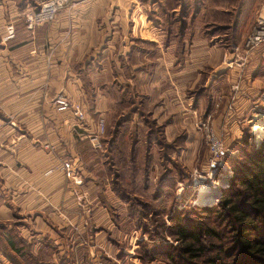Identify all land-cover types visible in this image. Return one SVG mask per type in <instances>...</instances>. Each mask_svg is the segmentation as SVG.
Returning a JSON list of instances; mask_svg holds the SVG:
<instances>
[{"label": "crops", "instance_id": "0c3cea01", "mask_svg": "<svg viewBox=\"0 0 264 264\" xmlns=\"http://www.w3.org/2000/svg\"><path fill=\"white\" fill-rule=\"evenodd\" d=\"M138 1L214 7L213 0ZM133 2L72 0L53 22L27 30L21 16L27 0H0V264H79L94 259L96 236L85 228L108 217L102 215L110 203L101 196L111 191L103 158L108 156L104 144L111 137L113 119L115 125L124 120L127 128H143L154 119L173 132L175 117L185 119L191 110L200 115L218 111L215 130L221 129L223 115L222 129L237 130L233 138L241 137L244 127L224 114L228 101L220 110L214 105L217 95L228 98L237 75L222 67L225 50L206 39L187 41L190 32L184 28L182 42L177 41L176 31L158 19L159 12L149 15ZM9 22L15 36L3 41ZM208 66L213 68L198 84ZM248 71L234 114L243 112L246 100L261 88L256 86L255 68ZM214 83L224 86L212 91L208 108L201 100L198 108L192 104L193 86ZM57 96L79 104L83 118L73 107L58 110ZM101 117L105 149L98 152L89 135L97 132ZM64 161L73 163L81 184L65 176Z\"/></svg>", "mask_w": 264, "mask_h": 264}, {"label": "rangeland", "instance_id": "374dc122", "mask_svg": "<svg viewBox=\"0 0 264 264\" xmlns=\"http://www.w3.org/2000/svg\"><path fill=\"white\" fill-rule=\"evenodd\" d=\"M133 1L136 4L143 6L144 10L148 11L149 15L150 13L155 14L156 12H159L158 19H161L163 23L172 28L173 32L176 31L177 41L182 42V36L184 34L183 32L185 30H188L190 33L187 34L189 35L187 41L189 42L196 44L201 43L203 39H206L208 41L207 43L220 46L223 50H225L223 51L224 54L221 57L220 61L222 63V67H224L226 70H236V78L238 79L239 76H241L242 79L239 83L240 86L243 83L242 81L245 78V74L249 73L248 70H253L255 68V77L257 80L256 86L261 88L256 90L257 92H255L256 94L253 97L246 100L245 104L247 105V107L243 112L238 111L234 114L233 106V114H231V112L225 113V111L224 114H230L233 116V118L236 117V125H238L240 128L244 127L241 128V137L246 131H253V128L255 130L256 126L254 124L256 121L263 122V119L261 117L257 118V115L264 116V42L258 44L254 48H247L245 46V40L250 32L254 31L258 26L264 25V23H260L264 20V0H213L212 5L214 7L211 6V3L201 2H189L179 5L176 2L172 4L166 2L156 3L150 1L147 3H141V1L138 0ZM134 2L131 5H134ZM169 7H174L175 10L171 11ZM138 9L139 11L141 10L140 8ZM128 11L130 12L131 10ZM189 15H191V17ZM188 17L190 18L189 23L187 22ZM212 68L213 67L211 66L203 68L200 82H197L198 84L205 82L202 79L206 78L207 74H209ZM241 69L243 70V72L238 75V70ZM199 71H201V69ZM235 80H233L231 84H233ZM198 84L193 86V88L191 89L192 96L195 97V99H192V104L196 105L197 108L199 107L201 101L202 106H206L208 108L207 105L211 102L212 91H216L219 89V87L224 86V83H222V85L219 84L218 86L214 83L213 85L208 84L207 86L199 89ZM203 93H205L204 95L208 97L204 98ZM216 95H214V97ZM228 99L229 94L228 98H225V96L222 94L217 95L216 102L214 104L215 107L220 110L221 105H223L226 100L228 101ZM79 107L81 109L80 105ZM192 111H195L196 116H200L201 118L205 119L206 117H208L212 121V123L213 118L217 117L218 119L220 115V112L218 111H211L204 115H200L196 110H191L189 116H186L185 119L181 116L174 118V121H176V127L175 129H173V132H167L165 128L166 125L163 122H160L158 124L154 119L153 121L147 120L146 123H143V128H141L139 124L136 127L134 125H129L128 130L124 134V138L128 142L127 147L129 150L131 148V144H133V140H135V144H133V146H136L135 148L143 146V151L146 150V152H148L149 150V141H152L151 138H156L157 136H159L157 140H161L159 142L160 145L155 143L152 148L150 147L153 154L152 156L157 159L154 163L150 162V164H146L147 160L144 159V154L142 156L139 154L136 161L140 164V167H142V162H145L143 166L144 172L139 173L136 170L137 172L133 173V176L128 177L127 174H125V176H122L119 173V177L115 178L113 177L114 175L112 173L115 172L116 169H111L110 160L109 158L106 159L108 156H104V158L102 157L103 161L106 162L104 171H106L105 173H107V176L109 177L106 180V184H108L111 189V191L108 190V194H106L105 196H101L102 200L110 203L109 206H106L109 209L108 212H104L102 216L106 215L108 217H101L99 218L101 219L100 221H96L95 223L91 222L90 226L85 228L86 233L89 232L92 235L94 234L96 236V253L93 256L94 259H89L90 262L82 259V261L80 260L79 264H170L168 259L159 256H156L152 259H146L143 257L141 259V254H139V252L144 253V251L152 247L154 243L146 235L141 234L140 230L135 224L136 220H133L129 217L127 205L125 204L124 200L113 190L115 181L123 182L124 184H126V186L129 185L130 187L127 188L132 196L135 195L138 198L143 199L148 198L149 200L151 199V194H149L151 189L145 187L146 181L143 180V178L148 177V179L153 184H155L163 172H176L174 174H171L179 178L175 182V185H173L175 198L172 205L175 206V209L177 210H185V208L187 210V208H190L192 206H212L217 203L221 191L230 186L234 171L230 167L229 163H227L224 166L226 171H222L220 179L218 176V172H216L213 176L216 181L217 179H219L220 186H218L217 181V190L214 189L212 190L213 193L204 195L205 197L203 198L205 202L202 201L203 198L200 195L201 189L206 186H211L215 183V181L211 185H206L211 180H206L205 184L201 183V181L203 180L199 178V175L202 176L206 172L207 158L209 153L207 144L203 139L201 131L198 130V128L194 125L195 115ZM81 114L83 118V112ZM102 119H104V117ZM148 119L152 120L151 116H149ZM218 121L220 122V120ZM223 121V115H221V129L219 131L216 130V132L224 140L226 146L231 149L235 140L239 139L233 138L237 130L225 131V129H222V125H224ZM122 122L119 123L122 124ZM119 123L115 125L114 119L113 122L110 121L109 133L110 131L112 132V130L115 128H121V125ZM249 139V143L254 149H256L259 142L258 144L257 142H255L256 140L254 136H250ZM175 140L178 141L177 145H180L178 148H176V146L174 145ZM104 145L105 147L107 146L106 144ZM138 151L141 153V149H139ZM105 153L106 150L104 154ZM174 161L176 162L175 165ZM127 165L125 167L124 164L120 165L121 169H119V171L123 172L124 170L125 173L126 169H128V167L130 166L129 165L127 167ZM136 167H139V165L137 164ZM230 169L232 173L229 172ZM194 180L199 182L195 184ZM171 200V198L167 200V204L168 202L169 204H171ZM193 200H197V202L193 203ZM84 213L87 214V212ZM90 213L93 215L95 214V212L93 211H91ZM109 216L111 219L109 218ZM208 216V219L198 216L197 220L200 221L199 218H201V220H203L202 224L213 227L216 231L220 232V239H212V243L214 245H217V250L227 248V250H230V254H233L234 247H231L232 242L230 239L231 230L228 227L226 219H220L214 216V214ZM166 217L167 215H165V219ZM85 218H88V216H86ZM191 218H193L192 220H195L196 215H192ZM167 233L168 232L164 231L160 234V236H163L164 241L175 244L174 239L168 236ZM139 240L146 241V245L144 247L143 245L141 246L139 244ZM214 254L215 250L207 253L208 256ZM223 259V261L227 263L232 261V258L229 259L226 256H223Z\"/></svg>", "mask_w": 264, "mask_h": 264}, {"label": "trees", "instance_id": "16d2710c", "mask_svg": "<svg viewBox=\"0 0 264 264\" xmlns=\"http://www.w3.org/2000/svg\"><path fill=\"white\" fill-rule=\"evenodd\" d=\"M119 124L121 128L113 129L106 146L111 169H118L117 172L115 170L112 173L115 178L119 177V173L122 176L127 174L128 177L133 176L137 171L144 172L145 162H142L140 167L136 161L139 154L141 156L144 154L146 164L154 163L157 159L152 156L151 148L161 141L157 140L159 136L151 138L152 141H149L151 148L149 147L146 152L143 151V146L135 148L136 146H133L135 140H133L129 150L128 142L124 138L128 128L124 124ZM250 136V132L246 131L233 143L231 149L237 150L236 155H228L225 158L234 171L232 182L228 188L221 191L217 203L212 206H192L187 210L175 209L172 205L175 198L173 185L179 178L173 175L176 173L173 171L163 172L160 177L158 175L155 184L148 177L143 178L146 181L145 187L151 189L149 200L132 196L127 188L130 187L129 185L114 182L113 190L127 205L129 217L136 220L135 224L141 234L146 235L154 243L144 253L139 252L141 259L159 256L168 259L170 264H264V134L256 149L248 141ZM177 142V140L174 142L176 148L180 146ZM175 163L174 161V165ZM122 164L124 167L130 165L125 173L124 170L119 171ZM170 198L171 204L169 202L167 204ZM213 214L220 219H226L231 230L233 254H230L227 248L217 250V245L212 243V239H220V232L202 224L201 218L208 219V215ZM165 215H167L166 219ZM192 215H196L195 220H192ZM198 216L201 217L200 221L197 220ZM164 231L174 239L175 244L164 241L163 236H160ZM139 241L143 247L147 243L144 240ZM212 250H215V254L208 256L207 253ZM223 256L232 258V261L224 262Z\"/></svg>", "mask_w": 264, "mask_h": 264}, {"label": "built area", "instance_id": "2783aa9c", "mask_svg": "<svg viewBox=\"0 0 264 264\" xmlns=\"http://www.w3.org/2000/svg\"><path fill=\"white\" fill-rule=\"evenodd\" d=\"M71 1L72 0H27L26 8L21 13L27 30H33L38 25L53 22L59 12L70 6ZM260 23H264V20ZM14 36V24L13 22H9L5 26V34L2 37V40L7 41L13 38ZM262 42H264V25L258 26L254 31L249 33L245 40V46L247 48H254ZM242 72V69L238 70V75H240ZM241 80V76H239V78H236V80L230 86L229 99L227 102L228 112H233L232 110L234 102L236 101L237 94L241 88V86L239 85ZM54 103L56 104L58 110H64L68 107H73L74 114L77 115L79 118H82V112L79 107V104H71L67 99L61 96H57L54 99ZM192 112L195 115L194 125L198 128V130L201 131L203 139L207 144L209 153L207 158L206 172L202 176L199 175V178L203 180L201 181V183L206 184V180H211L208 184H211L214 181H218V186H220L219 179L221 173L222 171H226L224 167L227 164L225 158L228 155L234 156L235 153H237V150H231L228 146H226L224 140L221 138L220 135H218L212 121L208 117L204 119L200 116H196L195 111ZM262 119L263 122L261 124L260 130L255 131L253 128V131H250L251 137H255V142H257V144L258 142H260L264 134V117ZM105 128L106 125L104 119L99 118L97 132L89 135V141L91 146L94 148V150L98 152H102V150L105 149L101 142V139L105 132ZM61 168L64 170L65 176H67L68 178H72L74 184H81V179L74 174V167L71 161H64L61 165ZM216 172H218L219 176V179H217V181L215 178H213ZM229 172H231V169ZM194 182L195 184H197L199 181L194 180ZM194 202L196 203L197 200H193V203Z\"/></svg>", "mask_w": 264, "mask_h": 264}, {"label": "bare ground", "instance_id": "6f19581e", "mask_svg": "<svg viewBox=\"0 0 264 264\" xmlns=\"http://www.w3.org/2000/svg\"><path fill=\"white\" fill-rule=\"evenodd\" d=\"M258 116V115H257ZM263 118L264 116L263 115H260V116H258L257 118ZM255 118V117H254ZM261 124H262V122L261 121H256L255 122V126H256V128H255V131H259L260 130V128H261ZM213 183V182H212ZM211 183V184H212ZM211 184H208V185H211ZM201 185H204V184H201ZM200 185V186H201ZM207 185V184H206ZM214 189H217V183L215 182L214 184H212L211 186H206V187H204V188H202L201 189V191H200V195L202 196V198L203 197H205L204 195H206V194H211V193H213L212 192V190H214ZM199 190V189H198ZM209 196V195H208ZM202 201L203 202H205V200H204V198L202 199Z\"/></svg>", "mask_w": 264, "mask_h": 264}]
</instances>
